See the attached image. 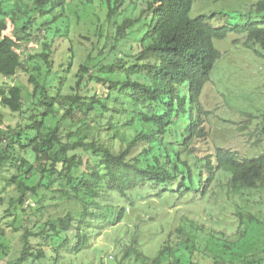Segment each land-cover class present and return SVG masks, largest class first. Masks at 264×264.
<instances>
[{"label":"trees","instance_id":"16d2710c","mask_svg":"<svg viewBox=\"0 0 264 264\" xmlns=\"http://www.w3.org/2000/svg\"><path fill=\"white\" fill-rule=\"evenodd\" d=\"M7 1L0 75L28 73L37 59L46 74L28 76V118L0 129V264H92L91 239L107 227L130 236L112 264H264V221L246 203L264 196V110L240 108L243 125L220 117L237 126L223 142L202 101L223 60L216 42L245 37L243 46L264 61V0L244 14L196 18V0H79L83 18L69 0ZM73 16L88 26L82 48L69 32ZM59 39L67 66L52 83ZM41 43L40 53L22 56ZM68 79L74 86L64 95ZM23 105L20 88L0 89L1 108L23 114ZM221 198L227 202L216 207ZM149 199L178 209L157 228L168 233L153 256L138 228L119 226ZM211 207L216 225L232 209L231 237L199 224L202 213L212 219Z\"/></svg>","mask_w":264,"mask_h":264},{"label":"rangeland","instance_id":"374dc122","mask_svg":"<svg viewBox=\"0 0 264 264\" xmlns=\"http://www.w3.org/2000/svg\"><path fill=\"white\" fill-rule=\"evenodd\" d=\"M15 0H8L7 4H13ZM31 7L32 2L23 0ZM71 6L80 17L83 18L82 8L79 6V0H69ZM257 0H196L193 5L190 17L196 18L199 15H210L221 11L227 12H240L247 13ZM78 5V6H77ZM12 15H10L9 20ZM74 17V23L69 27V32L72 38H74V46L82 48L84 41L78 36L87 34V23L85 20H77ZM20 18V16H18ZM94 21L95 18L91 17L90 21ZM15 27L9 21V30L7 35L11 37L15 34ZM245 37L229 36L224 42H216L215 47L221 51L223 60L218 67V72L213 76V82L210 83L203 95V103L205 107L211 111H214L215 120L213 123L214 136L219 138L223 142H228L234 137L236 127L223 124L219 119H234L239 124L243 125L245 118L238 112L240 108H251L254 110H264V61L257 58L252 52L248 51L243 45L245 44ZM61 39L57 42V52L54 55V66L49 76V81L55 83L57 80V72H61L66 68V64L61 57L64 52L61 46ZM42 51L41 44H29L22 56L28 58L33 54H38ZM41 68V72L36 71V67ZM62 66V68H61ZM64 68V69H63ZM76 71V69H75ZM74 71V72H75ZM29 74H35L41 79L45 78L46 67L37 59L34 62L29 63L28 73L19 71L15 77H4L0 75V89H7L10 87H18L22 91L23 97V114H13L7 109L0 107V129L4 127L16 128L24 122L29 116V106L31 104L32 87L28 84ZM74 86V82L68 79L63 88V94L70 93V88ZM226 98L231 99L230 107L226 106ZM229 99V100H230ZM52 123L54 121L52 120ZM233 202H238L237 198H233ZM147 202L150 204V208L147 209ZM227 202L226 199H219L216 202V207L223 205ZM251 212L257 216V218L264 221V196H254L246 201ZM209 204L207 202L205 205ZM242 205V204H241ZM212 208L213 217L211 220L207 219L203 215L202 208H195L196 212L202 213L201 221L199 224L205 225L206 229L214 232L215 234L222 231L225 235L231 237L235 233L236 226L233 225L232 229H225L227 225H232L234 217L232 215V209H226V221L222 225H216L215 218L217 215V208ZM178 209H172L171 207H162L155 199H149L148 201L140 200L138 208L134 212L129 213L128 219L121 221L119 226H126L129 232L137 231L141 232V237H148V241L143 249L151 256L155 255L158 249L159 243L163 241L167 231L163 235H159L157 228L164 223L165 220L173 218ZM153 217L154 221H150ZM189 219L198 220L193 215L188 217ZM136 227V228H135ZM118 227L100 229L91 239V244L87 250V259L92 264H112L115 259L120 258V248L128 242L129 237H124L118 232ZM208 231V232H209ZM157 237L155 241H151L152 238ZM96 250H100L102 253L97 254Z\"/></svg>","mask_w":264,"mask_h":264}]
</instances>
